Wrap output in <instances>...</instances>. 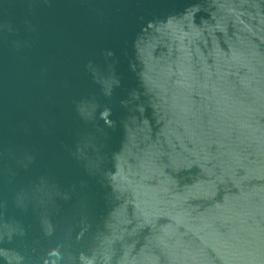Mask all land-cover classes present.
<instances>
[{
    "label": "water",
    "instance_id": "1",
    "mask_svg": "<svg viewBox=\"0 0 264 264\" xmlns=\"http://www.w3.org/2000/svg\"><path fill=\"white\" fill-rule=\"evenodd\" d=\"M0 264H264V0H0Z\"/></svg>",
    "mask_w": 264,
    "mask_h": 264
}]
</instances>
